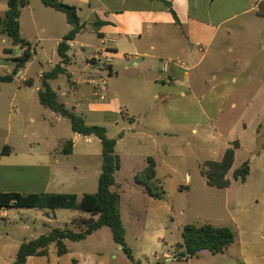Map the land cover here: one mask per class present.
Returning a JSON list of instances; mask_svg holds the SVG:
<instances>
[{"label":"rangeland","instance_id":"obj_1","mask_svg":"<svg viewBox=\"0 0 264 264\" xmlns=\"http://www.w3.org/2000/svg\"><path fill=\"white\" fill-rule=\"evenodd\" d=\"M6 1L0 0V16L6 11ZM27 1L28 4L22 9L19 19L23 38L32 44H38V40L41 42L35 48L37 56L33 54L18 70L19 74L17 73L9 82H0V189L12 183L30 182L29 179L33 177H36L35 187L39 188L47 177L44 171L35 173L26 167L28 141H23L21 145L18 143L22 134L28 138L33 134L37 136L42 134L34 128L29 119L40 117V111H35L34 104L40 108L39 110H44L34 103L37 100L36 88H42V75L51 72L59 61L56 48L65 33L63 26L66 18L64 14L52 8H45L40 0ZM44 12L53 17L56 24L53 30L41 35L40 39L29 24V16L32 14L34 18L40 19ZM244 46L246 51L252 52L247 48L256 50L257 43L248 42ZM74 50L75 48H72L70 54H73ZM21 53L22 50L13 45L10 38L0 35V77L11 75L17 64L16 59ZM85 57L87 53L84 52L82 58ZM85 65L86 62L81 61L79 55L72 59L70 70L75 78L80 76L79 73ZM88 66L85 75L95 72V69L104 72L102 65ZM113 66L119 80L128 79L129 83L133 82L130 87L139 91L143 88L137 79L133 80L137 71H133L130 64L115 60ZM112 76L114 77V73ZM51 86L58 94L60 102L68 101L66 92H69L70 87L65 74L58 75V79L53 81ZM225 89L230 92L237 90L231 86ZM241 91L245 92L248 100L256 95L258 87L256 83L251 82ZM64 95L66 97H63ZM140 95L141 100L146 101V94ZM105 99L111 100V94L106 95ZM121 99L132 102L128 91L122 93ZM197 101L191 98L188 101L178 99L164 103L150 102V105L156 104V108L146 116L147 122L153 120L146 131L139 129L129 131L128 120L122 121L121 118L118 119V126L110 123L103 127L100 124L101 117L85 114L83 122L85 125L103 127L107 136L116 140L114 151L121 159L122 169L114 173L116 186L111 190L117 192L120 197V222L125 230V245L130 250L131 258L113 242L110 229L102 227L82 241L64 240L67 249L64 255L58 256L55 245L49 244L47 256L30 257L25 264H264V127L257 133L259 135L257 142L255 129L252 127L255 117H259L260 122L264 123V106L260 108L253 104L245 106L243 133L242 126L237 127L241 105L235 104V108L231 109L229 103L211 104ZM167 106L179 109L178 122L174 120L176 116L172 118L170 114L166 113L168 115L166 116L162 112V110L167 112ZM67 109L72 110L69 106ZM202 110L215 118L213 125H219L221 135L213 133L208 135L207 130L205 136L191 134V125L195 121H200L199 123L204 125ZM217 111H220L221 115H216ZM75 114L79 115L76 112ZM168 117L171 118L172 124ZM64 122L59 130L61 135L71 130L69 121ZM172 125L176 128L174 132H171ZM154 129L157 132H152ZM203 129L201 128V131ZM120 133L122 139L118 137ZM236 135L238 137L240 135L241 144L236 151L233 167L227 175L229 187L219 189L207 186L200 175L203 163L220 160L227 142L233 137V140H236ZM95 142L90 150L92 166L96 164L100 168L101 148L96 140ZM5 147L9 149V153L3 152ZM37 149L44 150L42 146ZM146 156H153L158 161L156 179L163 191L160 200L151 198L146 189L136 184L133 179V175L142 169L141 161L145 160ZM243 162H247L250 168L244 183L233 180L231 176L233 170ZM71 189L59 188L56 191L72 193ZM86 189L96 191L97 179L88 180ZM42 210H48V219L42 217ZM5 211L7 216L1 217L0 210V264H11L21 243L33 240L46 230L50 231L57 227L78 232L83 228L79 216L83 218L91 216L86 212L64 209L13 208ZM204 224L229 229L234 236L233 243L222 254L201 251L195 257L177 259L178 249L175 247L182 243L183 228L187 225L199 227Z\"/></svg>","mask_w":264,"mask_h":264},{"label":"crops","instance_id":"obj_2","mask_svg":"<svg viewBox=\"0 0 264 264\" xmlns=\"http://www.w3.org/2000/svg\"><path fill=\"white\" fill-rule=\"evenodd\" d=\"M60 1L76 9L78 25L81 27L74 39L68 43L69 62L64 66V74L68 78L70 88L69 92H66L68 96H63L68 101L61 103L66 108L69 106L74 113H79L77 116L84 122L87 114L90 116L94 114L101 117L100 124L103 127L110 123L118 126V119L121 118L122 121L128 120L129 131L134 132L136 129L146 131L153 121L147 122L146 116L156 108V104L150 105V102L164 103L178 99L188 101L192 98L197 99V102L211 104L229 103L231 109L235 108V104L241 105L242 110L237 120V127L242 126L241 132L244 133L245 106L248 104L258 108L264 106V15L257 13L258 5L264 0ZM164 3H167L170 9ZM44 13L40 19L34 18L32 14L29 16V24L40 39L41 35L53 30L56 24L53 17ZM19 25L23 38L20 20ZM70 28V25L65 22L64 35ZM23 39L26 41L25 38ZM37 42L40 44L41 40ZM248 42L257 43L258 48L257 46L256 50L247 48L252 52L246 51L244 45ZM26 43L30 44L31 57L33 54L37 56L35 48L38 44H32L29 41ZM72 48L75 50L73 54H70ZM84 52L87 53V57L82 58ZM78 55L81 61L86 62V65L80 71V76L75 78L70 65L72 59ZM58 60L57 64L60 63L59 57ZM115 60L128 63L133 67V71H137L133 80L137 79L136 81L143 86L140 91L130 87L133 82L129 83L128 79L119 80L113 66ZM89 64L102 65L104 72L101 69H95V72L85 75V69L89 67ZM249 73L251 75L248 76ZM57 79L58 77L49 80L48 85L59 101L58 94L51 86V83ZM251 82L256 83L258 92L247 100L245 92L241 90ZM230 86L237 90L227 91L225 88ZM219 87L221 88L217 89ZM39 90L40 88H36L37 100L34 103L44 110H39L40 108L34 104L35 111H40V117L30 118L29 122L42 134L40 136L33 134L30 138L22 134L18 144L28 141L26 167L35 173L44 171L47 176L46 181L38 188L35 187L36 177H33L29 179L30 182L7 185L0 189V193L73 194L79 202L83 195L96 192L86 191V185L88 180H98L99 172H101V166L100 168L96 164L92 166L90 151L92 145L96 144L95 140L99 145L100 141L94 136H82L73 133L72 130L61 135L59 131L61 124L69 120L41 106L38 101ZM124 91L129 92L132 102L121 99ZM141 93L146 94V101L141 100ZM105 94L107 96L111 94L112 99L107 101ZM166 108L167 112L163 110L162 112L166 116L169 114L171 117L176 116L174 120L178 122L179 109L172 106ZM201 113L204 125L199 123L200 121H195L191 125V134L205 136L207 130L208 135L210 133L221 135L218 130L219 125H213L215 118L208 116L204 110ZM219 114L220 111H217L216 115ZM185 116L189 118L188 115ZM258 118H253L252 123L256 142L259 138L257 133L264 127L262 125L264 123H261ZM170 119L169 122H171ZM201 128L204 129L201 131ZM175 129L172 125L171 132ZM152 132L157 131L154 129ZM107 137L111 139L109 135ZM239 137L236 135V140H233V137L232 142H227L229 147L235 141L239 144V147L234 150V157L240 148ZM68 143H71V151L64 155L62 150ZM227 144L226 149L229 148ZM40 146L44 148L43 151H38L37 148ZM146 158L141 161V170L146 166ZM151 158L155 162L154 174L157 177L158 161L153 156ZM119 160L120 169H122L120 157ZM59 188L67 190L72 188L73 192L56 191ZM0 210L1 217H6L5 209ZM47 211L41 212L45 220L49 218ZM79 217L83 218V216Z\"/></svg>","mask_w":264,"mask_h":264},{"label":"trees","instance_id":"obj_3","mask_svg":"<svg viewBox=\"0 0 264 264\" xmlns=\"http://www.w3.org/2000/svg\"><path fill=\"white\" fill-rule=\"evenodd\" d=\"M47 8L65 15L66 22L70 25V30L63 36L56 48V53L60 58V63L55 65L51 72H47L41 77L42 88L38 91V101L41 106L66 118L70 122L73 133L82 136H94L101 145V172L97 180V190L94 194H85L77 202L74 195H43V194H19L0 193V209H64L76 210L89 213V218H81V226L78 232L67 228H54L39 237L23 242L17 249L14 261L11 264H25L28 257L47 256L49 244H54L58 256L67 253L63 243L64 240L82 241L94 231L108 227L112 234V240L121 250L131 258L130 250L125 245V230L120 222L119 200L117 192L112 191L115 185L114 173L120 169L119 157L115 154V139H110L106 131L100 126H87L83 119L77 116L72 110H68L64 104L58 101L56 94L48 85V81L55 79L60 74H64V66L68 64L67 51L68 43L72 41L81 27L76 14V9L62 3L60 0H40ZM28 4L27 0H7L6 11L0 16V35H5L12 41L13 45L22 50L21 55L16 59L17 64L9 76L0 77V82H9L18 73V70L28 62L31 57L30 44L21 37L19 18L23 8ZM170 9L167 3H164ZM258 15H264V2L258 5ZM173 14V12H172ZM122 137V133L118 135ZM239 147L238 142H233L231 146L224 150L222 157L217 161L204 162L201 168V176L207 186L219 189H226L230 182L227 179L229 171L234 161V150ZM71 143L64 146L63 153L69 154ZM4 153H9L7 147ZM155 162L153 158H146V166L133 177L134 182L143 186L147 194L154 199L160 200L163 191L160 183L155 177ZM250 173L247 162H243L233 171L232 179L245 182ZM95 216L96 218H94ZM182 243L175 247L178 249L177 259H189L195 257L201 251H208L212 254H222L234 241L233 233L227 228H218L208 224L199 227L187 225L181 233Z\"/></svg>","mask_w":264,"mask_h":264},{"label":"built area","instance_id":"obj_4","mask_svg":"<svg viewBox=\"0 0 264 264\" xmlns=\"http://www.w3.org/2000/svg\"><path fill=\"white\" fill-rule=\"evenodd\" d=\"M102 85H103V86H105V83H104V82H102Z\"/></svg>","mask_w":264,"mask_h":264}]
</instances>
